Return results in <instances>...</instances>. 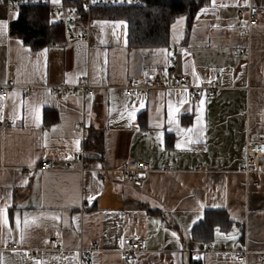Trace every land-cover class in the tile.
Masks as SVG:
<instances>
[{
    "label": "crops",
    "instance_id": "obj_1",
    "mask_svg": "<svg viewBox=\"0 0 264 264\" xmlns=\"http://www.w3.org/2000/svg\"><path fill=\"white\" fill-rule=\"evenodd\" d=\"M20 7L0 4V85L14 84L0 95V264H242L233 253L245 249L259 264L264 170L247 143L264 141V0H207L158 49L131 47L128 23L94 9L34 48L13 31ZM178 50L194 86L220 89L125 91ZM87 80L93 94L50 90ZM130 161L152 167L140 187L124 174ZM134 237L148 245L124 260Z\"/></svg>",
    "mask_w": 264,
    "mask_h": 264
},
{
    "label": "built area",
    "instance_id": "obj_2",
    "mask_svg": "<svg viewBox=\"0 0 264 264\" xmlns=\"http://www.w3.org/2000/svg\"><path fill=\"white\" fill-rule=\"evenodd\" d=\"M77 5L73 8L63 9L61 6H53L50 11V26L61 24L65 27L66 33L69 34L71 30L67 25L71 22H82L89 19L93 9L97 7H117V6H132L136 7L141 4L140 0H71ZM0 4H4L10 10H14L22 5L38 4L48 5L50 0H0ZM257 24V17L252 16L251 25ZM82 39V38H80ZM249 52H244L248 54ZM14 88L11 79H8L6 84L0 85V95L4 98L8 97L10 90ZM125 91L128 94L136 93L143 94L150 90H188L195 98L202 95L204 92H216L220 89L218 84H213L208 87H198L192 84L191 78L187 76L182 67V53L178 50L175 61L165 70H160L155 74H150L147 70H142L140 76L127 83ZM51 93L60 99H67L71 94L76 93L82 96L94 93V87L90 81H85L73 87L58 86L51 87ZM31 89L27 91V94ZM78 128L85 129L83 124H79ZM248 160L255 164L257 172L264 170V141H248L247 143ZM51 162H44L41 170L53 169ZM152 169L150 164L140 165L136 161H130L124 167V174L127 180L134 186H142V175L150 172ZM87 201L84 200V204ZM56 241L53 240L52 243ZM148 241L141 237H134L124 242L122 256L124 260H131L135 253L146 248ZM13 248H16L13 246ZM213 248V247H212ZM85 253L84 250H82ZM249 250H238L233 253L235 261L242 264H252L249 261ZM259 264H264V256L259 257Z\"/></svg>",
    "mask_w": 264,
    "mask_h": 264
},
{
    "label": "trees",
    "instance_id": "obj_3",
    "mask_svg": "<svg viewBox=\"0 0 264 264\" xmlns=\"http://www.w3.org/2000/svg\"><path fill=\"white\" fill-rule=\"evenodd\" d=\"M136 7H97L101 16L125 20L129 25V44L138 49H158L169 45L171 25L177 18L187 16L188 28L198 10L207 0H140ZM73 6L74 1L64 0ZM13 31L34 48L63 38L61 24L50 26V5H23Z\"/></svg>",
    "mask_w": 264,
    "mask_h": 264
},
{
    "label": "snow or ice",
    "instance_id": "obj_4",
    "mask_svg": "<svg viewBox=\"0 0 264 264\" xmlns=\"http://www.w3.org/2000/svg\"><path fill=\"white\" fill-rule=\"evenodd\" d=\"M53 2H54V3H59L60 0H53ZM94 2H95V0H94ZM183 19H184L183 17L180 18V20H178L177 23L181 22ZM0 23H2V22H0ZM4 26L6 27V24H5ZM182 103H183V102H182ZM200 103L203 104L204 101L201 100ZM178 113H179V109H171V108H170V110H169V117H170L169 122H170V123L176 118V115H178ZM130 115H131V118H133V119L135 118V113H134V112L131 113ZM177 122H178V121H177ZM186 131H190V129H189V130H186ZM177 147H179V145H177ZM201 207H203V205H201ZM6 211H7L6 209H0V218H3L5 224L7 223ZM25 223H27V220H25ZM16 224H17V227H19V224H20V220H19V219H17ZM217 231H218V230H217ZM175 235H176V234L173 233V236H175Z\"/></svg>",
    "mask_w": 264,
    "mask_h": 264
}]
</instances>
